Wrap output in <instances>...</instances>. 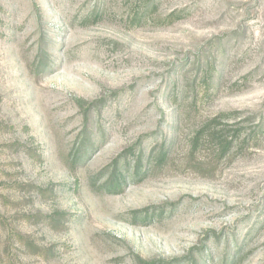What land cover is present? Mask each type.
<instances>
[{
  "label": "rangeland",
  "instance_id": "1",
  "mask_svg": "<svg viewBox=\"0 0 264 264\" xmlns=\"http://www.w3.org/2000/svg\"><path fill=\"white\" fill-rule=\"evenodd\" d=\"M142 2L0 0V264H264V0Z\"/></svg>",
  "mask_w": 264,
  "mask_h": 264
},
{
  "label": "trees",
  "instance_id": "2",
  "mask_svg": "<svg viewBox=\"0 0 264 264\" xmlns=\"http://www.w3.org/2000/svg\"><path fill=\"white\" fill-rule=\"evenodd\" d=\"M154 6H156V0H143L142 5H141V9L147 11V10H149L151 8H154ZM174 15H175V12L171 13L170 15H168V18H172ZM238 118H241V113H239V110L221 112V113L218 114L217 117H215L212 121H210L208 124H206L202 128V130L200 132L209 131L210 136L212 135L216 140L217 139L220 140L222 138V136H223L222 133L225 130V127H221L220 126V124H221L220 120L221 119L236 120ZM249 119L250 118H243L242 120H240V122L243 121V120H249ZM263 124H264V121H262L260 123V125L256 127V130H254L252 133L256 134L257 129L258 128H262ZM240 134H241L240 129L235 130L234 135H232V139L236 138ZM140 170H141V165L137 164V166L135 167L134 176H136L135 173H138ZM118 173L119 172H117V170L113 171L112 172V176H111L113 178L110 179V182L115 187L121 186V184L124 181L122 174L118 175ZM140 212L144 214L145 218H147L149 216L148 208H146V209H144V210H142Z\"/></svg>",
  "mask_w": 264,
  "mask_h": 264
}]
</instances>
